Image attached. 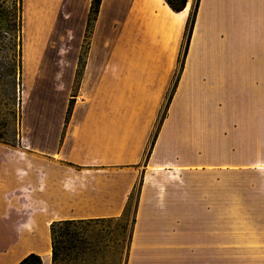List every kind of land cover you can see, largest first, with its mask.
Segmentation results:
<instances>
[{
	"label": "crops",
	"instance_id": "0c3cea01",
	"mask_svg": "<svg viewBox=\"0 0 264 264\" xmlns=\"http://www.w3.org/2000/svg\"><path fill=\"white\" fill-rule=\"evenodd\" d=\"M91 2L20 0V134L18 146L0 142V264L30 253L51 264V222L117 219L134 189L124 264H264V0H198L167 105L196 0L180 11L101 0L86 37ZM233 123L255 212L226 213Z\"/></svg>",
	"mask_w": 264,
	"mask_h": 264
},
{
	"label": "rangeland",
	"instance_id": "374dc122",
	"mask_svg": "<svg viewBox=\"0 0 264 264\" xmlns=\"http://www.w3.org/2000/svg\"><path fill=\"white\" fill-rule=\"evenodd\" d=\"M195 4V3H194ZM20 0H0V142L18 146L20 134ZM226 138V213L255 212V172L240 169L237 124ZM235 129V130H234ZM217 178H221L218 176ZM136 190L132 191L121 217L85 220L70 226L77 231L74 240L60 251L57 264H124Z\"/></svg>",
	"mask_w": 264,
	"mask_h": 264
},
{
	"label": "trees",
	"instance_id": "16d2710c",
	"mask_svg": "<svg viewBox=\"0 0 264 264\" xmlns=\"http://www.w3.org/2000/svg\"><path fill=\"white\" fill-rule=\"evenodd\" d=\"M100 1L101 0H92V2H91L89 16H88V20H87L86 37H88V35L91 32V26L93 24V21L96 18V14L98 12ZM166 2L175 11H180V10L184 9L186 4H187V0H166ZM197 5H198V0H196L193 8L191 9V11L189 12V15L187 17V21H186V25H185V31H184V39H183L182 57H181V61H180V67L178 70V74H176L175 81H174V83L170 89V92L168 93L166 105L168 104V102L172 96L176 81L178 79L180 69L183 65V59H184L185 53H186L187 48H188L189 39H190V36L192 33L194 21H195V16H196V12H197ZM19 66H21V64H19ZM20 81H21V77H20ZM70 110H71V108L69 107L68 113H67V118L70 114ZM155 136H156V131L152 135V139H151L149 147L146 151V156H148V154L150 153L151 147L154 143ZM134 190H136V189H134ZM84 222H85V220H73V219L56 220V221L51 222V224H50L51 264H57V260H58V256L60 255V251L64 248L68 247L67 243H71L74 240V238L77 234V231L74 229H71L70 226H75L77 224L84 223ZM16 264H42V262H41V258L39 255L34 254V253H30V254L26 255L22 260H20Z\"/></svg>",
	"mask_w": 264,
	"mask_h": 264
}]
</instances>
